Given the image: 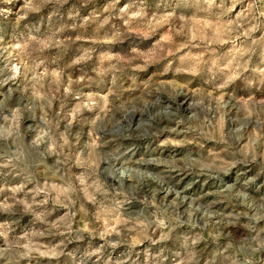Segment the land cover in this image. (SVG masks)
<instances>
[{"label":"rangeland","instance_id":"obj_1","mask_svg":"<svg viewBox=\"0 0 264 264\" xmlns=\"http://www.w3.org/2000/svg\"><path fill=\"white\" fill-rule=\"evenodd\" d=\"M0 264H264V0H0Z\"/></svg>","mask_w":264,"mask_h":264}]
</instances>
